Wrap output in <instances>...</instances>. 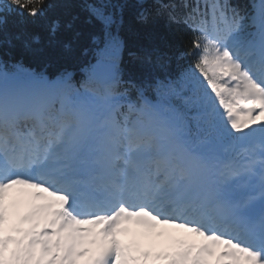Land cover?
<instances>
[{"label": "snow or ice", "instance_id": "obj_1", "mask_svg": "<svg viewBox=\"0 0 264 264\" xmlns=\"http://www.w3.org/2000/svg\"><path fill=\"white\" fill-rule=\"evenodd\" d=\"M138 2L141 19L154 11L191 31L177 77L125 79L122 6L60 0L67 28L78 6L98 30L103 92L69 76L0 82V264H264V5L253 16L229 0ZM53 6L0 0V29L17 9ZM60 26L47 23L53 36ZM129 224L199 239L154 251L118 238Z\"/></svg>", "mask_w": 264, "mask_h": 264}, {"label": "trees", "instance_id": "obj_2", "mask_svg": "<svg viewBox=\"0 0 264 264\" xmlns=\"http://www.w3.org/2000/svg\"><path fill=\"white\" fill-rule=\"evenodd\" d=\"M247 1L229 0L234 6ZM73 2L78 4L79 0ZM112 2L122 6V13L117 11L123 17L120 36L124 49L118 66L124 78H175L190 67L192 58L182 55L191 46L190 30L170 23L166 14L156 15L154 11L147 20L141 19L138 0ZM49 3L54 6L46 9L44 17L33 18L26 12L21 16L20 9L8 16V23L0 29V57L3 60L25 71L42 69L53 73L73 68H84L83 72H86L94 59H107L98 48L102 43L92 40L93 35H99L98 30L82 22L86 13L78 6L73 7L70 12L78 15L80 21L73 28H67L68 10L60 6V0H49ZM151 5L152 0H148L146 6ZM52 19H59L61 23L55 36L47 27Z\"/></svg>", "mask_w": 264, "mask_h": 264}, {"label": "bare ground", "instance_id": "obj_3", "mask_svg": "<svg viewBox=\"0 0 264 264\" xmlns=\"http://www.w3.org/2000/svg\"><path fill=\"white\" fill-rule=\"evenodd\" d=\"M131 229L128 233H122L120 237H123L124 239L126 237H133V239H138L139 241H143L144 239H146L147 242L153 243L154 245H156L157 248H160L161 244H165V242H169V238H173L171 235L168 237H164L161 235H150L148 236V232L144 230L143 228H141L140 226L134 225V224H130ZM165 225H158L156 226L155 230H159L161 232L164 231L165 229ZM186 233V232H182ZM118 236V237H119Z\"/></svg>", "mask_w": 264, "mask_h": 264}]
</instances>
